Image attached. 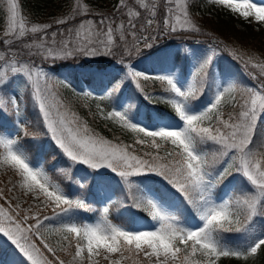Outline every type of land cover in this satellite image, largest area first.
Returning <instances> with one entry per match:
<instances>
[{"label": "snow or ice", "instance_id": "6c2138e0", "mask_svg": "<svg viewBox=\"0 0 264 264\" xmlns=\"http://www.w3.org/2000/svg\"><path fill=\"white\" fill-rule=\"evenodd\" d=\"M212 2L230 6L242 17L255 13V19L264 22V7L247 0L242 5L231 0ZM193 7L195 0H186L183 6L181 0H152L151 14L145 17L140 11L148 9L144 0H117L113 12L95 14L99 20L52 30L54 25H68L76 15L91 14L90 10L76 0L70 14L29 26L19 0H6L7 26L0 37V237L19 254L9 264H220L222 257L247 261L264 252V133L257 139L264 119V64L251 63V68L259 69L257 74L244 63L243 70L257 81L255 88L229 83L214 93L206 108L193 113L188 106L205 91L215 49L208 50L182 89L172 76L136 71L125 59L140 55L161 37L199 33L191 17ZM28 33L34 34L31 42L22 39ZM79 55L114 59L124 71L123 78L100 96L77 91L63 79L79 96L111 100L126 80L166 82L164 92L169 95L147 94L139 83L136 88L146 100L170 105L179 125L148 129L133 123L128 111L113 109L105 114L97 104V112L91 113L94 117L115 118L142 136L124 143L97 134L56 91L52 81L60 77L43 66L44 61L55 63ZM17 89H22L20 96ZM27 96L38 113L35 124L23 117L21 100ZM7 97L10 104L4 103ZM29 137L37 141L47 137L73 165L106 168L128 188L137 185L135 177L158 176L182 201L170 202L163 194L144 198L133 194V206L143 207L157 222L148 228L109 222L108 206L102 207L96 223L84 218L61 221L77 210L94 209L84 198L67 196L43 167L36 166L41 163L35 158L38 146L28 144ZM229 177L237 187L217 200L216 190ZM189 209L198 223L190 220ZM46 233L58 239L53 241ZM224 233L240 234V245L229 247Z\"/></svg>", "mask_w": 264, "mask_h": 264}, {"label": "rangeland", "instance_id": "374dc122", "mask_svg": "<svg viewBox=\"0 0 264 264\" xmlns=\"http://www.w3.org/2000/svg\"><path fill=\"white\" fill-rule=\"evenodd\" d=\"M49 1L50 0H42L41 1L42 3L40 4V6L37 7V6L32 5L33 0H31L32 2L31 4L28 2V0H19L20 6H21V14L25 18V22L29 26L37 22L52 23L54 21L53 20L50 22L48 19L51 17L49 18L45 17L46 15L45 13L47 11L45 10L44 6H42L44 3H48ZM110 1H113V0H110ZM114 1L115 3H117L116 0ZM185 2L186 0H181V5L183 6ZM187 2H191V0H187ZM231 2L233 4L242 5L244 3V0H231ZM247 2L255 4L257 7H264V0H247ZM80 3L86 6L90 10L91 14L76 15L75 19L71 20L68 25H64L66 26L65 28L62 27V25L61 26L54 25V29L52 30H56V29L64 30V29H67V26H70V25L71 27L78 26V24L81 21L92 19L90 15L93 16L97 12H99L98 11L99 8L96 6H92L89 1L82 0V2ZM144 3L148 5V9L147 10L140 9V11L144 13L145 17H147V16H150L151 14L152 0H144ZM74 6H76L75 3H74ZM0 7L2 11L4 12L3 14L4 18L0 26V37H2L3 30L7 26L6 0H0ZM243 10L251 11L250 9H243ZM113 11H114V8H112L108 12L111 13ZM177 11L179 12V10ZM65 12L68 13L67 10ZM218 15H221L222 17H226V18L232 16L233 18H235V24L239 29L243 28L241 23L244 22L245 19H247V17H242L239 14V12L232 11V8L230 6L217 5V4H214L212 0H205V2L195 10L194 14L191 13L192 19L200 28L199 33H189V35H193V36H191L192 38L184 39V41H182L184 43L179 42V40H181L179 35L189 36L187 35L188 32L177 33L174 36L161 37L157 44H155L151 48L144 49L141 52V54L148 53L149 51L154 50L157 47H159L160 43H162L163 46L169 45L168 49H170L171 54H170L168 65L164 71H156L143 63H139V62L132 63V66L136 71L146 73L148 75L165 74V75L172 76L177 86L182 89L187 85V83L191 79L192 74L195 71V69L208 55V50L215 49L217 52V55L214 57L210 65L209 71H208V78L205 84V91H204L205 95L202 98L201 97L203 95L202 94L198 99L192 101L191 104L188 106V110L193 113L199 112L202 109L206 108L212 102L214 93L219 88L227 86L229 83L239 82L241 84H245L249 87L255 88L257 86V81L252 78H248L244 74H241V70L244 69V63L248 62L249 70L259 74V71L256 72L251 68V63L264 64V57L261 58L256 53L250 51L251 47L249 49V47L245 45H240L234 41H231L232 38L226 36L225 34H222V36H219L216 34L208 36L207 32L203 31V28H208L210 30H212L211 28H215L213 25V21L216 19ZM251 16L255 18V13H253V15ZM57 18H60V17L57 16ZM120 19H125V18H120ZM120 19L117 20V23L120 22ZM181 19H183L182 16H181ZM96 20H99V18ZM200 34H204L206 37L207 36L208 37L206 38V37L195 36V35H200ZM34 38H35L34 34L28 33V35L22 39L28 42H31L32 39ZM60 39L61 38L58 36L57 40L59 41ZM49 40H50V37H49ZM234 57H239L240 59L238 60ZM185 61L188 62V64H186L187 65L186 69L184 67ZM240 62L242 63L241 64L242 66L238 65ZM44 68L48 70L49 72H51L52 74L60 77L59 79H54L52 81V84L54 85L56 91L59 93L60 97L66 103H69L71 105L72 110L75 111L81 117V119L87 122V119L85 118L86 112H83L82 109L86 110L87 112L88 111L92 112L93 109L91 108V106L86 104L90 100V97L85 98L83 96H79L76 92L73 91L72 88L65 86L62 83V80L67 79L68 82L71 84V86L77 91L88 90V91L93 92V90L91 89L89 85V81L82 79V86L81 88H79L72 80L69 79V77L56 73L53 70L47 69L46 67ZM243 72L245 71L243 70ZM123 76H124V71L122 70V68H119L117 71H114L108 78L105 79V81L103 82L104 84L101 86L98 92L96 93L93 92V93L98 96L103 95L105 92H107L108 89L112 88L113 85L117 81L121 80ZM261 80H264V77H261ZM136 83L140 84V86L144 89L145 93L150 94V95H155V96H161V94H156L154 91H151L156 88V85L157 86L164 85L167 87L166 82L156 81L152 79L144 80L143 78H140L137 82H132L131 84H129V80H126L122 84V85H125L123 89V98L121 99L122 101L119 105H116L115 107H113L114 110L128 111L127 115L133 123H137L145 127H146V123H145V120L142 118L143 114L138 118H136L134 115L136 105L139 103L140 105L139 111H144L147 108L148 111H150L152 114L153 112L151 111V108H148L146 106L145 102L142 103V100H140V95H141V98L144 99L147 103H152L155 105L157 104L158 106L161 107L162 110L165 109L166 106L170 108L171 110H173L171 106L168 105L166 102L159 101L157 99H153L151 101L146 100L143 94L136 88ZM131 85L133 86V88L129 91ZM21 91L22 89H17L18 96H20ZM114 97H112L111 99H114ZM10 100H11V97H7V104H10ZM21 104L23 107L22 100H21ZM87 106L89 108H87ZM94 106L96 107L97 105H94ZM113 109H111L110 111H112ZM24 118L27 119L26 117ZM114 120L116 122H119L115 118ZM179 123H180L179 121L178 123L159 121L158 127L162 126L163 124L179 125ZM259 125L264 130V119L260 121ZM46 145H48L47 141L45 142L43 147H45ZM57 151L59 153L58 149ZM63 158L66 160L67 164L69 165V173L74 177V180L76 182L77 193L74 198H84L87 201L89 196L87 194L86 184L91 179H94L96 182L95 184H96L97 191L99 193V200H100L99 203L101 206H103L104 202L112 201L115 197L114 195L115 192L119 188L123 189V185L119 183V177L115 176L114 173H112L108 169L101 168L99 170H91L83 164L73 165L70 161L67 160L66 157H63ZM36 160L41 162L40 164L39 163L36 164V166L43 167L42 160L38 158ZM137 181L138 180L136 177L133 178V182H135L139 186ZM81 184H84L85 186L83 189L81 188ZM228 193L229 192H227L226 195H228ZM126 201L128 202V198H126ZM48 211H51V210L49 209ZM80 213L81 211L79 212V215ZM79 215L77 216V218L79 217ZM190 220L195 223H198L196 219L190 218ZM85 221L88 223H96V222H99L100 219L94 217L92 220H85ZM156 225H157L156 221H149L146 218H140V217L134 218V226L136 228H148L150 226H156ZM48 234L49 233H46L47 236ZM1 239L2 240H0V242H1L2 248L5 249L6 253L10 254L11 256L18 257L19 254L14 253V250L11 248V246L8 245L6 242H4L2 237ZM3 258L4 256H0V261L1 262L4 261L7 264V261L3 260Z\"/></svg>", "mask_w": 264, "mask_h": 264}, {"label": "trees", "instance_id": "16d2710c", "mask_svg": "<svg viewBox=\"0 0 264 264\" xmlns=\"http://www.w3.org/2000/svg\"><path fill=\"white\" fill-rule=\"evenodd\" d=\"M42 0H33V6L39 7ZM83 1H89L92 6H96L99 8V12H103L105 14H108L112 8L116 5L115 1L110 0H83ZM205 0H195V7L192 8L191 13L194 14L195 10L201 6V4ZM28 2L31 4V0H28ZM82 2V0H80ZM117 2V0H116ZM74 3L76 4V0H50L48 3H44L42 6H44L45 10L47 11L45 14L46 18H49L48 20L51 22L59 16L60 18L68 15L72 12L74 9ZM68 11L66 13L65 11ZM96 11V10H95ZM4 12L2 11L0 7V26L2 24L3 18H4ZM90 17L93 20H96L99 18L97 15H93ZM243 28L239 29L236 24L235 20H233L230 17H222L221 15H218L216 19L213 21V25L215 28H211L212 30L208 28H203V31L207 32L208 36L216 34L219 36H222V34H225L226 36L232 38L231 41H234L240 45H245L247 47H251L250 51L256 53L259 57H264V26L261 22L254 21L252 19H248L247 22L241 23ZM61 26V25H60ZM62 27H66L62 25ZM71 27L67 26V28ZM189 35V33L187 34ZM190 36V37H189ZM179 35L180 38H192L193 35ZM198 37H206L204 34L195 35ZM207 36V37H208ZM206 37V38H207ZM133 55L132 57H125L126 60H129L131 63L134 62H141V63H149L151 66L157 69H163L166 66L168 54L162 53L161 55H158L157 53L149 55V53L140 54L138 56ZM39 62V61H38ZM240 62L238 65H241ZM43 66L47 69L53 70L56 73L62 74L64 76L69 77L70 80H72L79 88L82 86V79L89 81V85L94 93L98 92L101 86L104 84L106 78H108L114 71H117L119 68H122V65L118 64L114 59H110L105 56H98L96 58H85L84 56H77L75 58H69L67 60L63 61H56L53 63L51 60L44 61ZM96 69H103V72H94L92 70ZM253 69V68H252ZM254 71H259L258 69H253ZM250 71V70H249ZM241 74L246 75L249 77L245 72H243V69L241 70ZM132 82L129 80V84ZM131 88H133L131 86ZM123 89L124 85H121L119 91L116 93L114 99L111 100H100L95 99L93 97H90V100L86 103L87 105L91 106L93 109L91 111L83 110V112H86L85 118L87 119L88 125L90 128H92L97 134L100 136H103L106 139L112 140V141H123L124 143H133L136 136L142 134L134 133L131 130L125 128L121 122H116L114 119L111 120H105L101 118L99 115L93 116L91 113H96L97 107L94 105H97V103L105 108V114L113 109L116 105H119L121 103V99L123 98ZM162 90V89H159ZM130 91V89H129ZM164 92V89H163ZM169 94V93H167ZM4 103L7 104V98H3ZM98 100V101H97ZM24 112L23 116L27 118V120H30L33 124H35L38 120V113L36 110L32 107L31 104V98L30 96H27L25 100L22 99ZM151 106V111H145L144 112V118L146 119L147 126L151 129L156 128L157 120H163V121H173L177 122V119L175 117V113L173 110L168 108L167 106L165 109H161L158 105H153L152 103L148 104ZM87 108H89L87 106ZM136 117L139 116L138 114V107L135 109ZM11 118H9L10 120ZM12 129H15V125L11 124L8 125ZM257 139H260L261 133H264L262 128L258 127L257 130ZM27 141L28 144L33 145L34 147L38 146V150L36 151L35 158L42 160V166L45 168V170L48 172V174L61 185V187L64 190V193L73 198L76 196L77 188H76V182L74 180V177L69 173V165L67 164L66 160L62 157L61 154L58 153L57 149L55 148L54 144L47 138L42 137L39 138V141L32 140V138H28ZM48 142V145L45 147V142ZM140 146L137 145V148ZM37 156V157H36ZM0 176H2L0 174ZM120 180V179H119ZM140 184L142 187H137L133 185L131 188H129V203L128 206L123 205V194L124 190L128 189V187H125L122 192L118 193L116 192V198L109 203H105V206H108L110 208L109 213V222L116 224L117 226L122 227H129L133 225V218L130 216L132 214L138 216V217H146L148 220L152 221L151 216L148 214V212L144 211L143 207L137 208L133 206L132 204V195L135 194L138 198H144L145 193L143 191L145 190L149 191L151 195L155 196L157 194H163L165 198L170 202H175L178 204L182 201V197H180L179 193L174 192L173 189H171L160 177L158 176H150L148 178L140 177ZM95 180L91 179L86 184V190L88 194L87 202L93 204L94 203V211L87 212L84 210H77L75 211L71 216L67 217H61V221H67V220H74L79 219L84 216H88L90 219L94 217H98L101 219V211L102 207L98 205L99 199L97 198L98 193L96 192V184ZM144 187V188H143ZM237 187L236 181L233 182V177H229L227 180H225L219 188L216 190L215 198L217 200H221L225 198V193L227 190H233ZM75 194V195H74ZM93 206V205H92ZM126 208H131L126 210ZM81 211L80 215L79 212ZM189 217L194 218V214L191 213ZM46 214H51V211L46 212ZM123 214V215H121ZM79 217L77 218V216ZM260 231V229H257V232ZM225 238V243L229 247H237L240 245L241 240L243 239L240 234L236 233H224L223 234ZM48 238L55 241L58 239L54 233H49ZM0 240L1 237H0ZM0 256H4V260L7 261V264L11 260L16 259V256H11L10 254H7L5 249L2 248L1 242H0ZM0 264H6L4 261H0ZM220 264H264V252H259L254 257H248L247 261H245L244 258H234V257H228V258H221Z\"/></svg>", "mask_w": 264, "mask_h": 264}]
</instances>
